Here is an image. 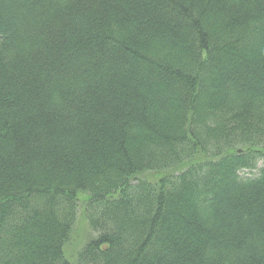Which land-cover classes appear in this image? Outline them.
Here are the masks:
<instances>
[{"label": "trees", "instance_id": "16d2710c", "mask_svg": "<svg viewBox=\"0 0 264 264\" xmlns=\"http://www.w3.org/2000/svg\"><path fill=\"white\" fill-rule=\"evenodd\" d=\"M0 264H264V0H0Z\"/></svg>", "mask_w": 264, "mask_h": 264}, {"label": "rangeland", "instance_id": "374dc122", "mask_svg": "<svg viewBox=\"0 0 264 264\" xmlns=\"http://www.w3.org/2000/svg\"><path fill=\"white\" fill-rule=\"evenodd\" d=\"M261 163H259L258 167H261ZM251 171H242V175L249 176V173ZM257 171H252V174H256ZM81 206V213L78 216V222L76 229L78 230V236L80 238V242H75L73 250H69L70 252L77 253L78 251H81L85 245L92 242L93 239L97 236L92 230L89 229L88 223L86 219L83 216L84 210ZM81 236V237H80Z\"/></svg>", "mask_w": 264, "mask_h": 264}]
</instances>
